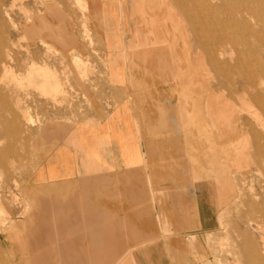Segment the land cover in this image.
<instances>
[{
  "label": "rangeland",
  "instance_id": "obj_1",
  "mask_svg": "<svg viewBox=\"0 0 264 264\" xmlns=\"http://www.w3.org/2000/svg\"><path fill=\"white\" fill-rule=\"evenodd\" d=\"M252 3L263 12L262 40L242 37L239 27L205 26L198 42L185 37L190 22L178 30L164 22L158 0H0V264H34L22 241L15 245L29 235L37 247L31 221L68 220V210L42 213L52 186L32 183L46 141L39 134L48 123L80 120L95 110L92 99L106 109L123 103L124 87L104 75L113 68L128 74L138 136L147 134L152 149L138 150L134 200L125 205L135 243L101 251L98 264L114 253L110 264L122 256L125 264H264V0ZM54 13L70 29L62 37ZM216 14L227 19L229 10ZM212 94L230 112L218 114ZM248 96L261 123L243 109ZM77 203L91 209L87 198ZM59 254L49 252L51 264H73Z\"/></svg>",
  "mask_w": 264,
  "mask_h": 264
},
{
  "label": "crops",
  "instance_id": "obj_2",
  "mask_svg": "<svg viewBox=\"0 0 264 264\" xmlns=\"http://www.w3.org/2000/svg\"><path fill=\"white\" fill-rule=\"evenodd\" d=\"M104 75L113 87H124L123 103L106 109L105 105L92 99L89 104L95 110L86 111L75 123L56 121L46 124L39 136L47 126V139L37 146L39 164L33 171L32 183L52 186V190L43 195L46 209L42 213L47 212L51 218L65 210L70 212L65 223H60L61 226L57 223L58 227L48 228L43 233L53 236L51 240L57 246L56 252L91 250L92 258L77 259L76 262H100L96 259L100 251L132 249L135 243L131 232L133 219L125 205L134 200L131 188H136V172L140 170L137 167L138 150L146 156L152 149L147 134L143 139L138 136L133 101L126 94L129 85L126 70L113 68L111 73ZM120 189H124L123 195ZM86 198L91 205L89 210L77 203ZM121 207L125 211L122 212Z\"/></svg>",
  "mask_w": 264,
  "mask_h": 264
},
{
  "label": "bare ground",
  "instance_id": "obj_3",
  "mask_svg": "<svg viewBox=\"0 0 264 264\" xmlns=\"http://www.w3.org/2000/svg\"><path fill=\"white\" fill-rule=\"evenodd\" d=\"M252 1L253 0H220L219 2H215L214 0H158L159 4L163 5L165 7L164 22H166V20H169L175 26V28L177 27L176 30H178V28L180 26L187 25V23H186L187 21L190 22L191 23V29H190V31L188 32V34L185 37L194 36V39L197 40L198 42H201V35H204L206 33L204 31V29H203L205 26L209 29V31H212V32H214L216 30V28H218L219 26L230 27L231 28L230 32H235L236 28L239 27L242 30L241 33H240L242 37L245 36L248 39L252 38L255 41H259L261 39V32H262L259 21H261V19L263 17V12H260V5L259 4H253ZM222 7H227L228 10H229V16H228L227 19H222V18H218L217 17L216 11H218L219 9L221 10ZM121 8H122V4H121ZM174 8L178 9V11L180 12V16L179 17H177ZM192 11L197 12V14H199V16L201 17L203 23H199V22H197L195 20V18L193 17ZM103 17L105 18V15H103ZM54 18H55L54 20H58V22H59V25H57L55 23L52 24V26L54 28V31L56 30L58 32V35L60 37H62L65 32L70 31V29L68 27V24H67V22H63L61 20V16H59L57 13H54ZM251 19H253L254 21H251ZM105 22H106V20H105ZM262 34H263V32H262ZM121 35H123V34H121ZM42 36H43L44 39L47 40L48 39V31L47 30L44 31ZM232 37H233V35H232ZM57 38H58V36H57ZM57 38L52 36L51 40L52 39L56 40ZM56 43H57V41H56ZM151 50L154 53L161 54L162 56H164V58L167 56L165 49L161 50V51H158V50H154V49L151 48ZM129 51L125 50L126 57L130 56ZM123 62H124V60H123ZM1 64H2L1 66L3 68L2 70L7 72L9 70V66L7 65V63L5 61H2ZM171 67L174 68L175 64L171 63ZM45 74H47V73H45ZM2 76L4 77V73H3ZM29 76L31 77V74ZM198 76H199L198 79L201 80V76L200 75H198ZM53 88H54V90H59L60 89V83L58 81H56ZM253 98H254L253 96H251L249 98H242L243 99L242 100L243 101L242 102L243 109L246 110L247 112H249L256 120L259 121L261 115H259L260 112L258 111V109L255 107V104L253 103ZM211 99L218 101V104L214 105L215 110L217 111L218 114H223V113L230 112V110L226 108L225 103L220 101V97H218L216 94H212L211 95ZM213 114H215V113L213 112ZM55 128H56V126H55ZM58 129H60V127ZM0 131H2L1 127H0ZM46 132H48L47 126L44 128V133L42 134L45 137V139H47V136H46L47 133ZM31 144L34 145V140H31ZM23 187H24V185H23ZM45 203H46V201H45ZM0 213H1V211H0ZM57 223H58L57 220H38V221L37 220H33V221H31V224L34 225V229H33L34 237L39 238V240L41 242V243L37 242V244H38L37 247H33V241H32V240H34L33 236L31 238V236L27 235L23 240H21V239L20 240H18V239L16 240L15 245L19 246V244H18L19 241L20 242L22 241V244L24 246H26V254H24V255H26V260L28 262H31V263H34V264H39L36 261V257H35L36 255H34V252L36 251L37 254L41 257V260H42L43 264H51L50 259H48V255H49V252H52V253L55 254V251H56L55 249H56L57 246H54V244H52L53 240H51V239H52L53 236L49 237L48 235H46V234L44 235L43 233H46L45 230L47 231L48 228L52 229L54 226L57 225ZM71 226H73V225H71ZM56 227H58V226H56ZM43 230H44V232H43ZM58 232H59V230H58ZM52 234H53V232H52ZM54 240H56V239H54ZM35 241H36V239H35ZM96 250H97V247H96ZM90 252H91V250H89V252L88 251L85 252L84 257L81 258L79 252L66 253V252L62 251V252H59L60 253L59 254V258L61 260H63V258L68 254V256H67L68 260L70 262H72L73 264H98V262H95V263H84V262H80V261L79 262L75 261L77 259L82 260V259L92 258L90 256L92 253H90ZM100 253H102V252L100 251ZM100 253L97 255V257L95 256L96 259H98V258L100 259V255H101ZM115 253L111 257L112 259L114 257H116ZM95 257H93V258H95ZM3 258H4L3 255L0 253V259L3 260ZM112 259H110V261ZM119 261L117 263H115V264H125L126 259L124 258V256H122V259H120ZM109 262H107L105 264H110Z\"/></svg>",
  "mask_w": 264,
  "mask_h": 264
}]
</instances>
